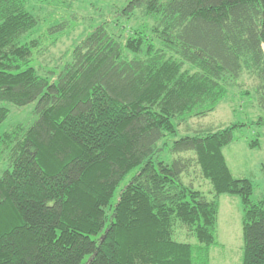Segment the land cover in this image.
Instances as JSON below:
<instances>
[{"label":"trees","instance_id":"1","mask_svg":"<svg viewBox=\"0 0 264 264\" xmlns=\"http://www.w3.org/2000/svg\"><path fill=\"white\" fill-rule=\"evenodd\" d=\"M30 2L0 0V126L8 104L36 117L0 132V264H212L226 195L243 205L242 264H264V199L224 155L247 125L168 140L244 75L264 111V0H127L44 75L39 54L71 26L33 36ZM138 15L149 30L112 31ZM195 164L209 195L185 181Z\"/></svg>","mask_w":264,"mask_h":264},{"label":"rangeland","instance_id":"2","mask_svg":"<svg viewBox=\"0 0 264 264\" xmlns=\"http://www.w3.org/2000/svg\"><path fill=\"white\" fill-rule=\"evenodd\" d=\"M127 0H31V10L41 17L42 23L33 36L41 34L48 25L62 19L69 21L71 29L59 39L55 45H50L39 54L36 67L41 74L48 70L61 67L68 59L77 43H79L95 27L106 20L111 21L115 16V7H122ZM120 26L112 31L125 37L131 30H149L151 19L137 16L130 22L123 20ZM258 84L255 79L244 75L231 85L226 98L219 104L216 111L203 118H192L188 125L179 127L177 136L168 137L170 143L186 134H192L197 129H218L235 124H246L235 130L234 141L224 149L228 166L236 178L249 179L254 185L252 200L258 202L264 199V126L255 125L264 111L257 104V94L254 87ZM10 110L8 120L0 126V132L13 129L19 124L29 126L35 121V103L25 107L6 105ZM189 127V128H188ZM258 140L259 146L251 148L249 143ZM165 159L172 155L164 153ZM184 157L192 156L185 154ZM175 157V156H174ZM5 161L0 157V169ZM187 183L209 195L212 187L202 177L197 164L192 165L185 176ZM117 200L114 197L113 202ZM243 205L238 196H222L217 226L218 246L211 249L212 264H242L244 247ZM180 240L186 241L184 233ZM197 242L196 239H191Z\"/></svg>","mask_w":264,"mask_h":264}]
</instances>
